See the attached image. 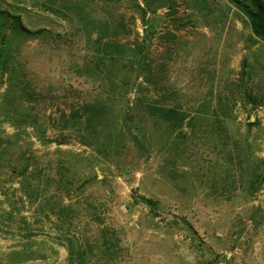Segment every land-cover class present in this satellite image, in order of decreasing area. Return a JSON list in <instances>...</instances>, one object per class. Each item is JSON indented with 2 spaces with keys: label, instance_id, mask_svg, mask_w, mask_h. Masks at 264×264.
Returning a JSON list of instances; mask_svg holds the SVG:
<instances>
[{
  "label": "rangeland",
  "instance_id": "obj_1",
  "mask_svg": "<svg viewBox=\"0 0 264 264\" xmlns=\"http://www.w3.org/2000/svg\"><path fill=\"white\" fill-rule=\"evenodd\" d=\"M249 4L0 0V264H264Z\"/></svg>",
  "mask_w": 264,
  "mask_h": 264
},
{
  "label": "trees",
  "instance_id": "obj_2",
  "mask_svg": "<svg viewBox=\"0 0 264 264\" xmlns=\"http://www.w3.org/2000/svg\"><path fill=\"white\" fill-rule=\"evenodd\" d=\"M246 6L254 31L264 37V0H249Z\"/></svg>",
  "mask_w": 264,
  "mask_h": 264
}]
</instances>
